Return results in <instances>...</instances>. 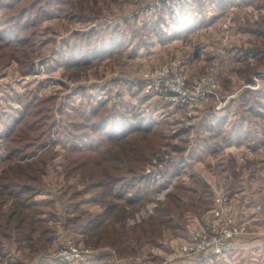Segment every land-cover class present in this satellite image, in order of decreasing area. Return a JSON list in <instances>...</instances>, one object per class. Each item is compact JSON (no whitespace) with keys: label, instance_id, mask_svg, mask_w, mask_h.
<instances>
[{"label":"rangeland","instance_id":"374dc122","mask_svg":"<svg viewBox=\"0 0 264 264\" xmlns=\"http://www.w3.org/2000/svg\"><path fill=\"white\" fill-rule=\"evenodd\" d=\"M41 4L52 15L35 33L34 72L21 73L17 59L0 58V136L6 134L8 123L27 102L56 98L49 103L54 129L46 137L48 163L35 198L50 196L54 200L50 224L59 236L39 254L41 261L30 259L27 250L22 254L7 244L0 248V264H51L55 260L52 256L68 245L92 252L94 258L110 255L113 264H181L183 258H177V249L191 233L202 232L205 217L214 206L215 192L223 188L230 193L229 182L221 175L230 170L233 179L241 176L240 165L227 161L232 155L225 149L201 163L198 156L192 159L202 147V136L209 138L208 142L220 141L222 135L215 134L226 117L232 123L227 127L230 130L249 121L252 132L246 128V138L254 136L256 128L264 127V116H260L264 104H258L264 100V0H72L64 1L61 9L55 2L46 4L42 0ZM93 28L100 35L95 34L89 40L91 44H85L87 32ZM77 34L86 35L78 38ZM75 44L91 50L111 45L117 51L114 48L112 55L96 57L90 63L69 65ZM160 78L174 87V82L182 79L188 95L168 92L171 86L156 87ZM150 85L153 87L149 90ZM189 95L196 100L191 102ZM97 109L104 113L96 120L105 125L134 123L143 117L161 129L140 134L148 143L158 144L154 153L146 151L152 155L134 176L137 187L149 188L148 199L130 204L94 190L74 195L75 190L87 187V176L68 166L78 155L67 156L66 151L75 147L86 150L90 138L84 120ZM225 110L230 113L217 122L211 119L212 124L202 129L204 115L224 114ZM2 138L0 157L4 156ZM115 146L119 147L113 143L111 148ZM210 149L213 152V146ZM251 164L243 167L249 169ZM155 170L159 177L150 176ZM198 182L205 183L211 193L209 209L202 201L206 196L201 187L194 193L190 189ZM177 184L187 190L179 192L185 208L182 215L177 210L172 224L151 225L170 205L172 194L178 192ZM230 199L239 225L252 232L263 218V202L250 208L232 195ZM12 201L5 203V211ZM116 204L114 209H126L125 217L110 223L109 227L118 231L86 228L89 219ZM258 230L264 238V229ZM116 233L121 234L122 253L110 242ZM184 263L203 262L195 258Z\"/></svg>","mask_w":264,"mask_h":264},{"label":"trees","instance_id":"16d2710c","mask_svg":"<svg viewBox=\"0 0 264 264\" xmlns=\"http://www.w3.org/2000/svg\"><path fill=\"white\" fill-rule=\"evenodd\" d=\"M64 1L67 3L72 0H45V3L55 2L61 9ZM41 3L42 0H0V49L5 50L0 51V58L17 59L21 73L34 72L35 33L39 25L52 15L42 8ZM99 33L93 28L87 32L86 37V34H77V37L88 39L85 42L87 44L95 34H97L95 37H98ZM104 37L106 38L105 35ZM79 47L81 46L75 44L70 52L69 65L90 63L96 57L103 59L107 55H112L114 48L117 51V47L111 45L103 46L101 50H91V47L83 50ZM55 99L40 97L33 102H27L14 120L8 123L6 134L0 136V139L3 137L2 140L5 141L4 156L0 157V248L5 247L3 244L6 242L13 243L17 247L16 250L22 254L27 250L30 259L46 250V245L53 242L57 234L56 227L50 224L54 217L52 214L54 202L52 200L37 202L35 199L37 191L43 185V174L48 163L46 137L54 129L53 111L49 103ZM101 113L104 112L97 109L84 120L86 136L90 138L87 140L86 150L75 147L66 151L67 156L78 155L77 158L70 159L68 166H72V170L83 171L87 176V187L82 191L75 190L74 195L79 196L94 190L109 197L115 196L130 204L138 203L144 198L148 199L149 188L137 187L134 176L143 169L145 161L152 155L146 151L154 153V146L158 144L157 141L155 144L148 143L140 134L153 133L161 129L143 117L136 118L138 120L134 123L105 125L106 123L96 120ZM113 143H117L119 147L115 146V149H112ZM126 179L129 181L124 183ZM200 187L202 194L206 196L202 198L206 204L205 209H209L212 197L208 186L198 182L196 187L190 189L194 193L200 190ZM175 188L178 192L172 194L170 205L160 219L152 220L151 225L158 222L172 224V215L177 210L182 215L185 208L182 207V196L179 192L187 190L181 184H177ZM12 198L9 210L5 211V203ZM115 206L118 204L105 207L102 213L91 218L86 228L96 232L107 229L116 231L117 229L109 227L110 223L125 217L126 209L121 207L114 209ZM120 235L116 233L112 239L110 238V242L122 253L125 249Z\"/></svg>","mask_w":264,"mask_h":264},{"label":"crops","instance_id":"0c3cea01","mask_svg":"<svg viewBox=\"0 0 264 264\" xmlns=\"http://www.w3.org/2000/svg\"><path fill=\"white\" fill-rule=\"evenodd\" d=\"M241 103L243 104V102ZM262 103L264 104V100L263 102L258 101L259 106ZM262 108L264 109V107ZM214 113H215L214 115L208 113L207 117L205 115L203 116L202 129H204L206 124H212L211 119H213L214 122H217L220 120V117L228 115V113L230 112L227 113V110H225L224 114H222L223 112H214ZM263 114L264 112H261L260 116H264ZM209 119L210 121H208ZM222 120H225V122L220 121L221 124H219V127L217 128V133L215 135L217 136L222 135V137L225 139L222 138L220 139V141L217 140L218 142H212V140L208 142L209 138H205L204 136H202V147H200V149L196 151L198 152V154L193 155L192 159L193 157L195 159L198 156V158L202 160V161L200 160L201 163L206 161V159L210 158V156L212 155L215 154L218 155L222 149H225L226 151H230L232 157H228L227 161L230 160L232 162H238V164L240 165L239 170H241L240 171L241 176L237 179H233L232 173H229L230 170L229 171L226 170V172H224L221 175L222 178L224 177L228 180L229 187H231L230 189L231 195L234 196V199L239 204L244 202L242 204L243 205L245 204L246 207L252 208L260 200L264 204V127H260L258 129L256 128V130L253 132L254 136H250L246 138L247 136L245 132L246 128L250 129L248 133L252 132L250 128L251 124L249 123V121L246 123V125L243 124L242 127L240 126L236 127V130H230L227 129V127L228 126L231 127L232 124L231 122H229L230 121L229 117L223 118ZM232 134L235 137L232 138L231 137ZM212 146H213V150H212L213 152H210L211 151L210 148ZM200 152H202V154ZM251 162L252 164L250 165L249 169L243 167L244 164ZM40 189L41 188H39L38 191H40ZM38 191L35 196L39 195ZM35 199L37 200V202L52 200L50 196H46L43 199L42 198L41 199L35 198ZM262 217L263 218L261 219V221L256 222L257 226L259 227V228L256 227V229L257 228L260 230L264 229V215H262ZM90 222L91 219H89L88 224H90ZM107 222H109V220H107ZM88 224L86 226H88ZM256 234L257 235L251 234L244 238H238L237 240H235L233 249L231 250L230 253L218 259L215 258L214 256H209L202 264H264V238L260 237L261 234L259 233ZM58 236L53 241L58 239ZM7 244L8 247L10 246L13 247L11 248V250H15L16 252H18L16 250L17 247L15 246V244L13 243L9 244L6 242V244L3 245L7 247ZM40 255H37L35 258H39L38 256ZM110 257H111L110 255L103 254V255H99L96 258L94 257L90 258L87 263L78 262L75 264H88L92 260L94 261L93 263L95 264H113ZM51 262H52L51 264L57 263L56 260ZM179 262L181 264H185L182 260ZM32 264H36V262Z\"/></svg>","mask_w":264,"mask_h":264},{"label":"built area","instance_id":"2783aa9c","mask_svg":"<svg viewBox=\"0 0 264 264\" xmlns=\"http://www.w3.org/2000/svg\"><path fill=\"white\" fill-rule=\"evenodd\" d=\"M164 77V76H161ZM183 80L178 79V82H174L173 85L169 82H164L163 78H160L156 82V87H161L163 85L169 88L168 92H173L174 94H179L181 96L188 95L189 91L183 89ZM153 86H149L150 90ZM208 93L211 92L207 88ZM191 99V102L196 100L195 98ZM203 99V98H202ZM183 162V163H182ZM184 165V161L180 162V165ZM151 177H159L160 174L155 170V172L150 174ZM220 188L219 192H215L214 206L211 211L208 213V217H205L204 227L200 234L191 233L186 239L185 243L177 249V258H183L184 262H189L196 258V262H204L209 256H214L215 258H221L233 249L235 240L241 238L242 236H247L248 234H256L257 229H253L251 232L248 228L239 225L240 221L238 220L239 216H236L234 213V203L230 199V193H226L223 189V194L221 193ZM233 204V205H231ZM262 205V204H260ZM263 206V205H262ZM247 214V213H246ZM76 246H66L62 252L57 256L54 255L56 261H61L62 263H73L79 262L83 263L89 261L92 252H83L79 251L81 249H76ZM83 252V253H82ZM181 261V260H180Z\"/></svg>","mask_w":264,"mask_h":264}]
</instances>
